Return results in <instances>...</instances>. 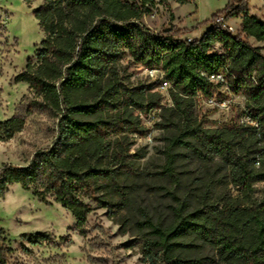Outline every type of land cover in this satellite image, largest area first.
Here are the masks:
<instances>
[{
	"label": "trees",
	"instance_id": "trees-1",
	"mask_svg": "<svg viewBox=\"0 0 264 264\" xmlns=\"http://www.w3.org/2000/svg\"><path fill=\"white\" fill-rule=\"evenodd\" d=\"M24 1L30 5L34 0ZM240 2L242 33L212 26L190 41L175 38L186 29L156 32L138 22L157 0H45L34 10L45 38L36 60L30 58L15 79L28 83L35 94L26 113L36 108L61 115L59 135L27 166L5 165L0 193L20 183L44 200L53 197L72 211L84 234L90 205L81 194L101 188L105 193L95 199L100 206L126 204L119 174L131 169L124 162L123 140L145 131L137 111L162 107L166 120L180 126V143L206 165V172L186 187L177 180L170 224L144 221L149 228L145 260L264 264V54L247 41H264V21L249 13L248 0ZM230 7L216 14L230 16ZM217 43L223 52L212 51ZM125 55L132 64L164 69L172 83V104L161 105L150 84L126 82L120 64ZM222 69L231 91L245 97L243 114L250 121L231 117L207 127L197 112L199 92L212 91L213 84L203 72ZM25 124V113L0 121V141ZM164 173L173 175L171 158ZM50 239L49 232H38L30 241ZM7 251L0 245V264H8Z\"/></svg>",
	"mask_w": 264,
	"mask_h": 264
},
{
	"label": "rangeland",
	"instance_id": "rangeland-1",
	"mask_svg": "<svg viewBox=\"0 0 264 264\" xmlns=\"http://www.w3.org/2000/svg\"><path fill=\"white\" fill-rule=\"evenodd\" d=\"M44 1L34 0L29 5L24 0H0V121L16 113L26 115L24 129L11 139L0 141V170L5 165L27 166L37 151L49 148L59 135L61 115L57 117L36 108L26 113L35 94L28 83L15 79L30 58L36 60L45 38L34 15V10ZM240 1L190 0L181 4L175 0H157L138 22L156 32L171 27L186 29L175 38L187 40L190 35L198 36L210 29L214 15L230 3L229 21L240 28L243 19ZM248 2L249 13L264 21V0ZM247 41L264 54V41L254 37H247ZM130 59L125 55L120 60L126 82L150 84L151 91L158 93L161 105L172 104L170 93L161 87L160 80L146 76L140 65L132 64ZM218 91H224L223 87H218ZM235 101L233 118L242 121L246 99L236 93ZM197 112L207 127L217 126L227 119L203 103ZM137 113L145 131L130 134L123 140L124 162L130 165L131 171L119 174L128 200L122 208H107L95 200L105 193L104 189L83 192L82 199L90 205L84 234L76 228L72 211L53 197L44 200L34 189L26 190L20 183L10 184L0 193V245L8 250V264H149L143 252L149 235L144 221L170 224L175 203L171 190L178 185L177 180L182 187L192 185L206 172V165L180 143V126L175 119V124L173 120H166L162 107ZM170 158L172 176L164 173ZM115 196L120 198L118 194ZM38 232H49L51 239L41 243L30 241Z\"/></svg>",
	"mask_w": 264,
	"mask_h": 264
},
{
	"label": "built area",
	"instance_id": "built-area-1",
	"mask_svg": "<svg viewBox=\"0 0 264 264\" xmlns=\"http://www.w3.org/2000/svg\"><path fill=\"white\" fill-rule=\"evenodd\" d=\"M227 13H218L213 17V26L223 29L233 35L242 33V28H237L230 23ZM194 40V39H187ZM212 51L223 52L221 45L217 43L212 47ZM140 69L150 78H158L161 82V87L169 90L172 87L171 81L165 77V71L162 67H145L140 66ZM203 75L213 84L212 91L201 90L199 98L201 102L207 106L214 108L220 116L227 119L233 117L234 106L236 104L235 95L228 85V78L225 69L214 72H203ZM218 87H223L224 91H218ZM231 115V116H230ZM242 121H250L249 116H244Z\"/></svg>",
	"mask_w": 264,
	"mask_h": 264
},
{
	"label": "crops",
	"instance_id": "crops-1",
	"mask_svg": "<svg viewBox=\"0 0 264 264\" xmlns=\"http://www.w3.org/2000/svg\"><path fill=\"white\" fill-rule=\"evenodd\" d=\"M206 32H207V31H206ZM206 32L204 31L203 33H200L198 36H192V35H190V37H189V38H191V39L202 38V37H203V35H204Z\"/></svg>",
	"mask_w": 264,
	"mask_h": 264
}]
</instances>
